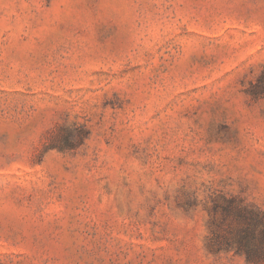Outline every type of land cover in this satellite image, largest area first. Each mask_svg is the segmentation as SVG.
Returning a JSON list of instances; mask_svg holds the SVG:
<instances>
[{"label": "rangeland", "instance_id": "rangeland-1", "mask_svg": "<svg viewBox=\"0 0 264 264\" xmlns=\"http://www.w3.org/2000/svg\"><path fill=\"white\" fill-rule=\"evenodd\" d=\"M242 207L264 0H0V264H264Z\"/></svg>", "mask_w": 264, "mask_h": 264}, {"label": "trees", "instance_id": "trees-1", "mask_svg": "<svg viewBox=\"0 0 264 264\" xmlns=\"http://www.w3.org/2000/svg\"><path fill=\"white\" fill-rule=\"evenodd\" d=\"M237 213L241 216L240 219L243 221H247L250 224H254L255 222H258L262 225V231L260 234L259 242H260V248L255 247L252 248L251 244L253 240L255 239L253 234V229H245L242 228V230L238 233L237 238V246L239 247V250H244V252L247 254L248 259L252 260L253 256L258 254L260 256H264V214H262L260 217L255 216L252 211H247L246 208L242 207L240 209H236ZM246 213V214H244Z\"/></svg>", "mask_w": 264, "mask_h": 264}]
</instances>
